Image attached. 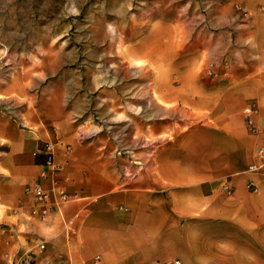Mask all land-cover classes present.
I'll list each match as a JSON object with an SVG mask.
<instances>
[{
    "label": "crops",
    "instance_id": "1",
    "mask_svg": "<svg viewBox=\"0 0 264 264\" xmlns=\"http://www.w3.org/2000/svg\"><path fill=\"white\" fill-rule=\"evenodd\" d=\"M233 1L250 16L211 0L202 20L148 23L120 55L125 86L0 85V264H264V167L249 169L264 147V0ZM44 141L76 197L31 215Z\"/></svg>",
    "mask_w": 264,
    "mask_h": 264
},
{
    "label": "rangeland",
    "instance_id": "2",
    "mask_svg": "<svg viewBox=\"0 0 264 264\" xmlns=\"http://www.w3.org/2000/svg\"><path fill=\"white\" fill-rule=\"evenodd\" d=\"M211 5V0H0V85L23 80L30 92L52 86L65 92L70 87L71 93L79 84L125 86L120 55L148 23L202 20ZM146 75L140 72V86Z\"/></svg>",
    "mask_w": 264,
    "mask_h": 264
},
{
    "label": "built area",
    "instance_id": "3",
    "mask_svg": "<svg viewBox=\"0 0 264 264\" xmlns=\"http://www.w3.org/2000/svg\"><path fill=\"white\" fill-rule=\"evenodd\" d=\"M256 112V107L254 103L250 102L244 108V113L246 116L245 122L246 126L250 132H257V127L253 122L252 116ZM40 153L44 156L43 167L40 171L39 177L41 179H48L49 184L45 186L43 183L37 181L32 185H29L25 188V192L30 194L33 198L35 205L30 209L31 215L39 214L40 205L48 204L50 199H53L52 206H58L62 203H65L73 198L76 195H68L64 189L59 185L57 174L60 170L58 163L54 159L55 146L52 141H44L39 146ZM257 161L249 166L250 171H257L260 168L264 167V147H259L256 151ZM250 187L254 190L253 183H250ZM45 210L43 211L44 215ZM40 248H43V244L39 245ZM99 258L95 257L93 259V264L98 262ZM9 264H35V260L30 256L26 255L22 259L12 260ZM155 264H179L178 261L175 262H157Z\"/></svg>",
    "mask_w": 264,
    "mask_h": 264
}]
</instances>
